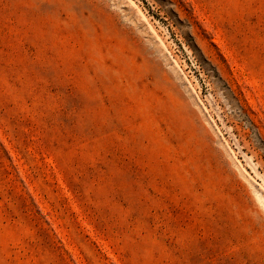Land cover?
<instances>
[{
	"label": "rangeland",
	"instance_id": "374dc122",
	"mask_svg": "<svg viewBox=\"0 0 264 264\" xmlns=\"http://www.w3.org/2000/svg\"><path fill=\"white\" fill-rule=\"evenodd\" d=\"M0 264H264V0H0Z\"/></svg>",
	"mask_w": 264,
	"mask_h": 264
}]
</instances>
